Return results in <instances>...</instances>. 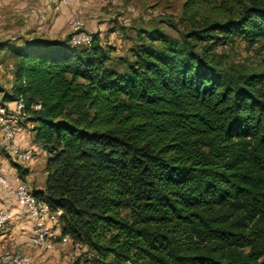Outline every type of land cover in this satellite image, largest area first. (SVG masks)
<instances>
[{"label": "trees", "instance_id": "1", "mask_svg": "<svg viewBox=\"0 0 264 264\" xmlns=\"http://www.w3.org/2000/svg\"><path fill=\"white\" fill-rule=\"evenodd\" d=\"M183 16L178 38L139 34L123 72L95 34L89 48L0 42L1 102L24 99L47 155L33 192L94 264H264V57L215 51L264 40V0H186Z\"/></svg>", "mask_w": 264, "mask_h": 264}, {"label": "rangeland", "instance_id": "2", "mask_svg": "<svg viewBox=\"0 0 264 264\" xmlns=\"http://www.w3.org/2000/svg\"><path fill=\"white\" fill-rule=\"evenodd\" d=\"M54 1L0 0V42L14 46L33 37L64 41L70 33L69 21L79 19L84 29L95 34L99 43L108 51L107 64L123 72L128 62L133 60L131 49L141 41L139 34H143V31L158 29L178 38L190 27L183 16V4L186 0H83L77 4L65 5L69 7L66 14L61 13L64 6L55 10ZM153 9L162 12L161 15L145 19ZM215 51L225 64L252 68L264 57V40L251 45L236 39L232 44L217 47ZM12 60L9 51L0 50V101L3 93L11 90L12 74L9 65ZM31 127L32 123L23 122L16 127L14 135L23 136L24 149L33 151L29 182L37 187L45 183L47 155L33 139ZM20 166L22 172L19 174L23 175L24 165ZM55 241L58 248L55 254L40 249L39 255L28 254L33 258L44 256L47 264H94L86 247L73 244L67 238L58 237ZM14 249L22 251L16 247H7L0 252Z\"/></svg>", "mask_w": 264, "mask_h": 264}, {"label": "built area", "instance_id": "3", "mask_svg": "<svg viewBox=\"0 0 264 264\" xmlns=\"http://www.w3.org/2000/svg\"><path fill=\"white\" fill-rule=\"evenodd\" d=\"M83 0H55L54 8L58 10L65 5L77 4ZM162 12L153 9L145 16L150 19L161 15ZM69 44L72 47L89 48L92 44L93 33L83 27L79 19L69 21ZM11 68V66H10ZM31 108L38 109L39 105ZM28 113L24 109V99L17 98L14 101H0V159L8 158L19 165H28L33 162L34 154L31 149H21L14 145L15 129L26 122ZM16 186L13 190L16 203L25 208L33 223L30 241L33 246L46 252L55 254L58 252L56 239L60 236L58 215L59 211H53L48 204L33 191L27 189L19 177L15 178ZM0 183L7 185V180L0 176ZM10 219V212L0 206V229L4 228ZM62 238V237H61ZM66 238V237H63ZM0 264H47L44 256L33 258L30 254L19 250L0 252Z\"/></svg>", "mask_w": 264, "mask_h": 264}, {"label": "crops", "instance_id": "4", "mask_svg": "<svg viewBox=\"0 0 264 264\" xmlns=\"http://www.w3.org/2000/svg\"><path fill=\"white\" fill-rule=\"evenodd\" d=\"M67 10H69V7L64 6L61 9V13L66 14L68 12ZM23 139V136L19 137L16 135L14 139V145L18 148L24 149L25 142ZM13 163L14 162L12 160L5 157L0 159V176L4 177L8 183L7 185L0 183V206L4 210L10 212V219L6 227L0 230V251L2 249H6L7 247H16L17 249L27 253L39 255L41 251L32 246L30 243L33 223L29 218L27 210L16 203L13 190L16 186V177H19L24 183L25 187L31 191L42 190L44 188V183L34 187L29 182L32 175L31 171L33 162L28 165L24 164V166H22L24 169L23 175L19 174ZM62 239L65 238L62 237Z\"/></svg>", "mask_w": 264, "mask_h": 264}]
</instances>
